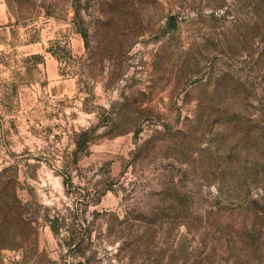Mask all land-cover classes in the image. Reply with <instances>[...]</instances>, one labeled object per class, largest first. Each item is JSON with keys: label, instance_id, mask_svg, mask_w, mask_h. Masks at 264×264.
I'll return each mask as SVG.
<instances>
[{"label": "rangeland", "instance_id": "rangeland-1", "mask_svg": "<svg viewBox=\"0 0 264 264\" xmlns=\"http://www.w3.org/2000/svg\"><path fill=\"white\" fill-rule=\"evenodd\" d=\"M263 176L264 0H0V264H264Z\"/></svg>", "mask_w": 264, "mask_h": 264}, {"label": "trees", "instance_id": "trees-1", "mask_svg": "<svg viewBox=\"0 0 264 264\" xmlns=\"http://www.w3.org/2000/svg\"><path fill=\"white\" fill-rule=\"evenodd\" d=\"M82 34H83V36H84L85 40H87L88 32H87V31H85V30H83V31H82ZM262 179L264 180V176H263V178H262ZM263 213H264V211H263ZM53 228H55V227L53 226Z\"/></svg>", "mask_w": 264, "mask_h": 264}]
</instances>
